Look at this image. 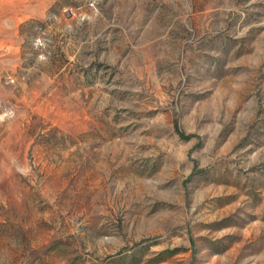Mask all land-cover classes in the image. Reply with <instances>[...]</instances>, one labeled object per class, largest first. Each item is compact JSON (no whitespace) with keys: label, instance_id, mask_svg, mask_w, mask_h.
Listing matches in <instances>:
<instances>
[{"label":"rangeland","instance_id":"1","mask_svg":"<svg viewBox=\"0 0 264 264\" xmlns=\"http://www.w3.org/2000/svg\"><path fill=\"white\" fill-rule=\"evenodd\" d=\"M0 264H264V0H0Z\"/></svg>","mask_w":264,"mask_h":264}]
</instances>
